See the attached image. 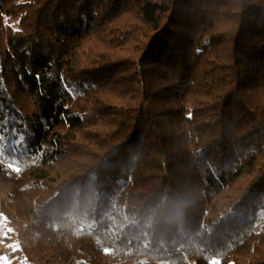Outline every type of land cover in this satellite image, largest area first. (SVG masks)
<instances>
[{"label":"trees","instance_id":"trees-1","mask_svg":"<svg viewBox=\"0 0 264 264\" xmlns=\"http://www.w3.org/2000/svg\"><path fill=\"white\" fill-rule=\"evenodd\" d=\"M4 257L264 264V0H0Z\"/></svg>","mask_w":264,"mask_h":264},{"label":"rangeland","instance_id":"rangeland-1","mask_svg":"<svg viewBox=\"0 0 264 264\" xmlns=\"http://www.w3.org/2000/svg\"><path fill=\"white\" fill-rule=\"evenodd\" d=\"M15 243V242H14ZM9 250H13V247L10 248ZM0 264H22L18 259H11L8 257H4L2 260H0Z\"/></svg>","mask_w":264,"mask_h":264},{"label":"snow or ice","instance_id":"snow-or-ice-1","mask_svg":"<svg viewBox=\"0 0 264 264\" xmlns=\"http://www.w3.org/2000/svg\"><path fill=\"white\" fill-rule=\"evenodd\" d=\"M213 264H219V262H217V261H214V262H213Z\"/></svg>","mask_w":264,"mask_h":264}]
</instances>
